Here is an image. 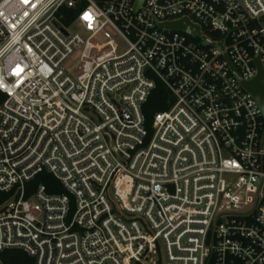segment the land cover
<instances>
[{"label":"built area","instance_id":"1","mask_svg":"<svg viewBox=\"0 0 264 264\" xmlns=\"http://www.w3.org/2000/svg\"><path fill=\"white\" fill-rule=\"evenodd\" d=\"M135 1L0 0V251L264 264V116L228 63L243 81L256 57L264 71V0ZM184 19L199 34L162 26ZM156 80L173 102L149 133ZM42 171L64 192L27 195Z\"/></svg>","mask_w":264,"mask_h":264},{"label":"trees","instance_id":"2","mask_svg":"<svg viewBox=\"0 0 264 264\" xmlns=\"http://www.w3.org/2000/svg\"><path fill=\"white\" fill-rule=\"evenodd\" d=\"M71 17L68 18V21ZM173 102V96L167 87L159 80L155 81V87L150 92L146 102L143 105L145 116V126L149 133L153 116L156 112L167 109ZM44 184L49 193L64 192L59 181L50 173L42 171L38 173L33 180L26 183L27 195H29L35 186ZM0 264H34V259L24 250L18 248H8L0 251Z\"/></svg>","mask_w":264,"mask_h":264},{"label":"water","instance_id":"3","mask_svg":"<svg viewBox=\"0 0 264 264\" xmlns=\"http://www.w3.org/2000/svg\"><path fill=\"white\" fill-rule=\"evenodd\" d=\"M143 0H136L134 9H137ZM162 26L169 27L172 29H178L186 31L190 34H199V30L196 26L192 25L188 20H180L176 22L171 23H165ZM256 64H257V75L249 80V81H243L240 76L238 75L235 68L232 66V64L228 61L229 66L231 67V70L233 73L237 76V78L241 81L243 87L251 93V95L256 100L257 104L259 105L261 112L264 116V71L260 65L258 57L255 58ZM263 146H264V133H263Z\"/></svg>","mask_w":264,"mask_h":264},{"label":"rangeland","instance_id":"4","mask_svg":"<svg viewBox=\"0 0 264 264\" xmlns=\"http://www.w3.org/2000/svg\"><path fill=\"white\" fill-rule=\"evenodd\" d=\"M68 29L70 31L76 30V24H71ZM111 35L114 37V40L110 43L111 49H113L114 52L116 53H121L123 52L126 48L127 45L124 42V40L120 37H115L114 34L111 33ZM95 42L98 45H102L106 43V39L104 38L103 34L100 33L94 38ZM81 47L77 48L73 54L69 56V58L64 62L63 67L64 69L72 72L76 67L77 64L80 60L81 56Z\"/></svg>","mask_w":264,"mask_h":264},{"label":"snow or ice","instance_id":"5","mask_svg":"<svg viewBox=\"0 0 264 264\" xmlns=\"http://www.w3.org/2000/svg\"><path fill=\"white\" fill-rule=\"evenodd\" d=\"M23 3H27L28 0H22ZM0 15H2V13H0ZM18 74V73H17Z\"/></svg>","mask_w":264,"mask_h":264}]
</instances>
